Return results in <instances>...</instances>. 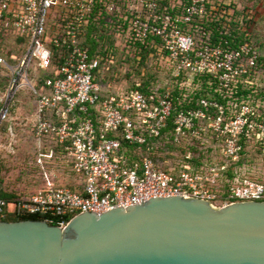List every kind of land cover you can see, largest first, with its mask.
Here are the masks:
<instances>
[{"label": "built area", "instance_id": "obj_1", "mask_svg": "<svg viewBox=\"0 0 264 264\" xmlns=\"http://www.w3.org/2000/svg\"><path fill=\"white\" fill-rule=\"evenodd\" d=\"M105 0H0V21L20 35L31 39L24 60L12 68L0 55V65L12 72L7 93L0 97V128L10 116L11 103L20 89L28 88L36 96L37 110L33 133L36 137L51 136L64 145L63 163L70 166L79 191L65 186L62 173L50 170L53 154H40L36 165L42 169V185L34 193L8 201L0 196V221L11 215H38L65 220L81 213L102 214L149 201L154 198H200L217 205L216 191L220 172L211 167L203 172L184 171L175 177L162 171L149 156L132 161L117 139L100 135L92 117L93 108L101 113L104 133L122 134L131 145L146 142L144 133L158 137L173 117L175 106L170 92L164 95H146L138 83L127 95L114 96L100 105V85L96 81L89 50L80 46L82 28L96 2ZM235 0H218L230 5ZM140 15L130 25L133 42L146 44L151 36L160 38L163 49L176 66V76L184 71L191 75L209 73L220 79L223 87L257 68L258 53L249 43L239 50L213 46L209 40L199 43L179 25V20L157 10L152 3L145 12L140 0ZM209 0H189L183 23L190 24L195 17L207 14ZM62 10V11H61ZM61 11V12H60ZM64 13V24L49 37L47 23L51 15ZM61 14V16H62ZM64 50L56 78L47 79L38 89L29 78L34 58L44 65L51 63L53 51L49 44ZM47 89L49 91L47 92ZM202 105L210 104L203 100ZM218 115L211 117L208 109L179 112L174 116L176 136L193 130V136L211 130L223 141L222 154L237 161L243 152V139L257 137L264 162V119L248 105L235 116L227 118L223 107L213 104ZM207 120L199 125L198 121ZM2 135L0 133V141ZM141 150V148H140ZM19 195H22L19 193ZM226 204L234 202H264V180L237 181L224 197Z\"/></svg>", "mask_w": 264, "mask_h": 264}, {"label": "trees", "instance_id": "obj_2", "mask_svg": "<svg viewBox=\"0 0 264 264\" xmlns=\"http://www.w3.org/2000/svg\"><path fill=\"white\" fill-rule=\"evenodd\" d=\"M140 1V0H139ZM145 4V12L149 10L148 6L152 3L157 4L158 12L162 14H169L173 18L179 20V25L187 34L193 35L196 40L201 43L202 40H209L213 46H221L228 50H239V48L249 43L257 52L251 39L250 29L253 22L250 18L243 20L239 18L241 12L238 10L239 0L233 1L230 5L222 2L220 8L215 9L218 0H209L207 14L204 17H195L190 24L183 23L182 18L186 15L189 0H176L172 3L171 0H143ZM109 10L108 0L103 3L96 2L93 11L89 14L79 38L80 46L89 50L90 62L93 66V73L96 81L99 83L100 91V105L114 96L127 95L131 93L137 86L141 84L140 90L146 95L157 94L164 95L170 92L174 101V114L169 119L167 126L162 130L158 137L150 136L144 133L146 142L140 145H131L122 134L117 133H104L102 130L101 113L97 108H93L87 117H92L96 128L100 135L104 134L107 138L117 139L121 143L122 150L129 154L132 161L139 160L140 157L149 156L152 158L157 166L172 176H179L184 171L193 173L203 172L211 167H217L220 172V178L216 191L219 192L220 200L217 202L218 206L226 204L225 196L229 189L236 184L237 181L242 182L248 179L263 181L264 180V162L262 158L261 144L257 137L254 136L250 139H243V152L239 160L234 161L227 159L222 154L223 141L218 139L216 135L207 130L201 132L200 135L193 136V130H186L185 134L179 138L176 136L174 116L179 112H186L189 110L208 109V114L211 117L218 115V109L213 106L217 104L224 108L225 116L227 118L235 116L242 106H250L258 115V121L264 119V80L258 82V79H264V55L261 56L258 52L257 68L253 71L240 76L236 81L232 82L229 87H223L220 79L213 74L203 73L191 75L189 72L184 71L181 76H176V66L169 59V54L163 49V42L160 38L151 36L146 44L135 43L132 41L131 36L128 37L130 47L135 50L137 61L143 67L147 58L153 53H163L171 62L174 70L173 86L171 89L155 90L154 82L151 78L142 74L141 81L133 83L124 92L107 94L104 88V82L101 79L103 71V64L112 57V48L104 47L105 36L103 31L108 22L105 19L104 12ZM116 13V12H115ZM140 15V13L133 12L125 20H121L124 29L130 34V25ZM50 16L47 29L49 37L55 36V29L64 24V13L61 17L53 19ZM31 39L28 36L18 34L12 26L6 27L0 21V55L12 67L17 66L26 57ZM10 47L12 49H10ZM53 51V58L50 64L44 65L40 60L34 58L29 69V78L40 89L47 79L56 78V72L61 64V55L64 50L56 47L54 44H49ZM0 71L3 76L0 78V97L5 95L10 88L12 81V72L10 69L0 65ZM6 73V74H5ZM146 77V78H145ZM155 81V80H154ZM260 81V80H259ZM49 89H47V92ZM23 94L30 95L36 100V96L28 88L20 89L15 95L11 106L10 116L8 120L2 123L0 133L6 134L9 130V121L13 114H15L19 107L20 99ZM206 100L210 105L206 108L202 105V101ZM3 104L0 102V110ZM207 123V120H200L199 125ZM34 129V125H33ZM34 135V133H33ZM3 136V135H2ZM35 136V135H34ZM39 140L37 145L36 155L33 159L32 169L41 177L42 169L36 165V160L40 154H53L54 159L49 165L50 170L57 172L62 171L64 178L63 184L74 191H79L80 187L76 185L77 176L71 172L70 166H67L62 161L64 159V145L61 144L57 138L51 136L36 137ZM141 148V150H140ZM5 165H0V176L2 168ZM42 185V184H41ZM0 196L8 201L19 199L21 196L16 191H7L3 185V179L0 178ZM73 217L65 220V225ZM47 221L51 225L62 226V221L58 218L42 217L38 215H25L14 216L11 215L6 221Z\"/></svg>", "mask_w": 264, "mask_h": 264}, {"label": "water", "instance_id": "obj_3", "mask_svg": "<svg viewBox=\"0 0 264 264\" xmlns=\"http://www.w3.org/2000/svg\"><path fill=\"white\" fill-rule=\"evenodd\" d=\"M0 264H264V202L142 198L65 226L0 221Z\"/></svg>", "mask_w": 264, "mask_h": 264}, {"label": "rangeland", "instance_id": "obj_4", "mask_svg": "<svg viewBox=\"0 0 264 264\" xmlns=\"http://www.w3.org/2000/svg\"><path fill=\"white\" fill-rule=\"evenodd\" d=\"M175 3L176 0H171ZM239 18H250L253 22L250 29L251 39L257 52L264 55V0H239ZM109 10L104 12L108 24L102 34L105 36L104 47L112 48V57L103 64L101 79L105 92L114 94L124 92L133 83L143 80L141 74L151 78L156 91L171 89L174 82V70L171 62L163 53H153L147 58L143 67L135 61V50L130 47V34L121 20H125L133 12L141 9L139 0H108ZM62 11V10H61ZM60 11V12H61ZM116 12V13H115ZM62 13L53 14V19L61 17ZM10 49H12L10 47ZM6 74V73H5ZM3 72L0 71V78ZM146 78V77H145ZM155 80V81H154ZM260 80V81H259ZM263 78L258 82L263 83ZM15 114L9 121V130L2 134L0 141V178L3 179L7 191H16L23 195L36 192L41 187L38 172L32 169L39 140L33 135V125L36 120L37 103L28 94H23ZM62 173V171H60Z\"/></svg>", "mask_w": 264, "mask_h": 264}, {"label": "crops", "instance_id": "obj_5", "mask_svg": "<svg viewBox=\"0 0 264 264\" xmlns=\"http://www.w3.org/2000/svg\"><path fill=\"white\" fill-rule=\"evenodd\" d=\"M138 10H139V8H138Z\"/></svg>", "mask_w": 264, "mask_h": 264}]
</instances>
